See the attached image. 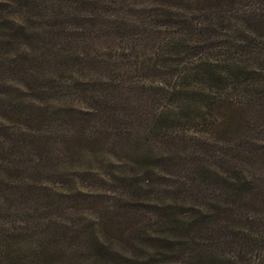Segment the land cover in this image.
<instances>
[{"label": "trees", "instance_id": "1", "mask_svg": "<svg viewBox=\"0 0 264 264\" xmlns=\"http://www.w3.org/2000/svg\"><path fill=\"white\" fill-rule=\"evenodd\" d=\"M172 29L201 42L184 51ZM223 40L264 58V0H0V220L28 202L61 208L47 232L0 231V264H264V80L229 95L235 76L213 52ZM111 71L114 88L148 80L160 107L142 112L122 92L134 109L121 125L89 87ZM90 158L117 160L107 178ZM85 175L105 186L82 190ZM94 208L91 221L64 215Z\"/></svg>", "mask_w": 264, "mask_h": 264}, {"label": "rangeland", "instance_id": "2", "mask_svg": "<svg viewBox=\"0 0 264 264\" xmlns=\"http://www.w3.org/2000/svg\"><path fill=\"white\" fill-rule=\"evenodd\" d=\"M179 18H182V17H179ZM195 18L199 19L198 16ZM200 32H202V31H200ZM183 33L184 34L179 35V34H181V31H176L175 29H172L171 31H168V30L164 31L163 35H165L166 38L167 37H170V38L174 37L176 39H179V38L184 39L185 40V42L183 43V46L185 48L184 51L190 50V49H192V51H193V48L201 42L200 41V39L202 38L201 35L197 36L196 31H193L192 34L190 33L189 35L186 34V32H183ZM230 35H233V34H230ZM239 35H241V34H239ZM205 38H206V34H204V39ZM240 39H241V36H240ZM159 40H160V38H159ZM249 41L252 44L254 42H256L254 37H251V39ZM224 42L225 41L223 40L220 42V44L222 45ZM166 45H167L166 41L163 43L157 42L155 47L160 52L161 49L165 50ZM218 47H220L218 51H213L215 53V55H214L215 59L219 60V64L224 66L225 70L227 67L226 75H229L232 77L235 76L233 79L237 83V89H234V90L230 87L231 86L230 82H229V85L228 84L226 85V86H229V88L227 87V92L229 93V95H232L235 97L241 96V81L242 82H245L246 80H249L250 82L258 81L256 83L257 87H259L261 85L264 78L261 75H257L255 73H257V69L259 68L258 64H261L262 66H260V67L264 68V58L263 57H259L256 60L255 58H252V57L243 56L241 53H240V55L234 54L235 52L239 51V49L238 48H235V49L231 48L230 44H223L222 46H218ZM226 48H228V49H226ZM225 50H226V53L224 52ZM150 51H151V53H153L154 49L150 50ZM184 51H182V52H184ZM255 55H258V54H255ZM152 58H156V60L159 62V64H165L166 62H168V59H171L170 56H162V54L159 57L153 55ZM180 60H181V58H180ZM179 63H181L180 66H187L188 65V63L184 64L181 61ZM219 64H217V65H219ZM169 66H172V65L169 63ZM68 70H65L62 73V75L64 77H67L69 75L70 70L69 71ZM161 72L162 71L160 70L157 74L153 73L152 75H157V77H161L160 76ZM144 76H145V70L138 69V72L136 74L133 75L131 73H126L124 78H129V79H133L136 81V79L140 80ZM54 78L56 79V81L58 80V82H62V80L59 79L60 76H54ZM77 78L83 79L80 77H77ZM109 78L122 79L121 75L116 77V75L113 74V72L111 71V72L106 73V78H103L104 83L101 81H96L95 83H93L89 86L90 89H92L94 91V93H92L93 95H95L97 97L100 96V98H97V100L100 99V103L98 104L100 107L106 108V109L108 108V110H115L116 112L119 113V115L121 117L124 115H127L126 112L128 114H130L134 109L133 103L131 101L129 102V104L124 103L123 99H121L119 97V95H120V93L127 92L131 89H132V92H131L130 96L132 98L137 97L138 100H140V104L137 103V105H138V107L143 108L142 112L147 113V109L148 108L152 109V108H154V106L156 108L160 107L158 105V103L153 101L156 97L155 98L150 97V94H153L154 93L153 90H155V89H153V88L151 89V87L154 85H151L148 80L144 79V80L139 81V83L137 85L135 84L136 86H134L133 88H129V86H127L125 89H123L122 84H118V83L115 84L116 88H114L113 86H108L111 83H108L109 81H106V79H109ZM159 80H160V78H158V81ZM230 80H232V79H229V81ZM143 82L145 83V86L142 85ZM4 90L5 89H2L0 87V92L4 91ZM133 91L136 94H134ZM72 93H73L72 97L69 100H72L73 103H75L78 106H81V101H83L81 98L82 97V91L79 90V91L75 92V93H77V95L74 93V91H72ZM87 95H88V93H87ZM123 104H125V105H123ZM127 117L128 116L123 117V119H125L126 121H121V125L124 124V122L129 121ZM143 122H141L142 125H143ZM118 124H120V122ZM141 130H142V127H140V132H141L140 135H142ZM90 160L91 161H87V162H88V166L93 169V172H97V174L100 175L101 177H107L106 172L112 171V168H110L111 166L109 165V160L115 161L117 159L107 158L104 160L103 164H100L99 159L90 158ZM117 163L119 164L122 162H117ZM100 167H101V169H99ZM116 169L117 168H113V171ZM99 178L100 177H98V179ZM115 180L119 184L118 179L116 178ZM42 181H44L47 184H49V182H50L49 180L47 181L46 178L43 179ZM58 181H62V179H59ZM76 181L80 182V184L83 185L82 190L89 191V192L100 191L99 188H96V186L100 182L103 184V186H105V183H103L100 179H99V181L95 180L94 175H87V176L85 175V177L83 179L77 178ZM50 183L52 184V182H50ZM51 184H49L48 186L50 187ZM99 186L101 187V185H99ZM51 187H53L55 191H58L56 189V188H59L57 185H54V186L51 185ZM44 193H45V195H52L53 194L52 191L51 192L46 191ZM64 199L66 200L65 197H64ZM62 201H63V199H62ZM43 204H44V201H39L37 203L36 202H28L24 205H19V206L17 205V208L20 207V213L19 214H17V213L13 214L12 213L9 216V218L5 219V224H4V221L0 220V231L6 230V229L10 230L15 226H18L20 228L22 227V229L28 228L29 226H32L35 229V233L41 232L43 230L45 232H47L48 231L47 225H46L47 215H51L54 218L60 217L59 214L61 212V208H57V207L50 208V206H51L50 205L49 208L47 209L43 206ZM94 210H95V208L93 210H86V211H80L79 210L80 212L76 211V210H69V211H67V213L64 212V215H65V217H67V215H68V217L70 218L69 222H77V221H80L81 218L90 219V221H91L93 218H97L96 217L97 214L92 212ZM95 211H97V210H95ZM81 212H85V213H81ZM0 213L2 216L6 215L5 212H1V210H0ZM16 215H17V217H16ZM84 215H86V216H84ZM14 220H17V221L14 222ZM6 221H8V222H6ZM32 251H33L32 249L31 250L28 249L26 251V254H23L20 256L28 257L27 259L31 260L30 255L32 254ZM0 258L2 259V257H0ZM13 259H15V255L10 256V258L6 257L5 261H7V262L13 261Z\"/></svg>", "mask_w": 264, "mask_h": 264}]
</instances>
